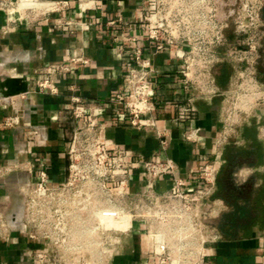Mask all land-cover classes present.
I'll return each mask as SVG.
<instances>
[{"label": "built area", "instance_id": "2783aa9c", "mask_svg": "<svg viewBox=\"0 0 264 264\" xmlns=\"http://www.w3.org/2000/svg\"><path fill=\"white\" fill-rule=\"evenodd\" d=\"M40 1L53 6L20 10V0H0V13L8 19L4 31L17 24L12 14H48L68 6L64 0ZM78 1L82 6L87 4L85 0ZM135 1L139 28L154 46L150 56L142 49L136 50L122 90L110 100V105L117 107V115L127 116L133 128H149L151 124H144V119L158 108L157 89L163 77L155 68L154 56L168 54L182 64L180 74L188 94L184 101L174 105V122L184 127L182 141L197 145L203 140V133L196 124L199 119L196 99L218 98L225 106L224 97L229 90L220 88L216 71L230 60L236 69L232 86L243 93L238 106L245 114L241 125L258 126L264 141V105H259L264 102V92L256 78L262 0ZM231 30L232 41L227 35ZM122 38L127 39L124 35ZM130 39L137 41L136 37ZM71 62L88 63L85 58H74ZM58 71L64 74L70 68L59 65ZM15 78L27 79L20 75ZM27 81L30 86L26 94L9 98L30 95L32 85L45 95L64 93L50 64L41 69L34 81ZM247 97H254L251 103L246 102ZM72 102L75 126L65 151L67 179L50 183L42 167L36 180L23 187V204L16 212L8 216L0 211V237L8 242L17 232L18 246L25 249V258L33 264H115L122 249H133L136 241L141 249H150L144 257L147 262L213 264L214 251L223 238L216 221L227 205L218 195L225 166L224 146L230 140H238L232 137L231 127L239 121V115L229 113L230 125L219 115L212 139L216 158L187 170L189 176L198 173L202 177L201 182L190 186L173 159L161 158L162 155L156 160L148 159L110 143L103 136L101 105L83 103L77 95ZM21 126V116L13 113L0 122V131ZM28 128L29 142L38 133ZM157 135L160 152L165 153L172 138L167 131H158ZM26 145L22 159L0 163V181L18 172H34L29 158L31 151ZM136 174L141 183L137 189L133 185ZM168 176L173 178V184L158 191L157 182Z\"/></svg>", "mask_w": 264, "mask_h": 264}, {"label": "crops", "instance_id": "0c3cea01", "mask_svg": "<svg viewBox=\"0 0 264 264\" xmlns=\"http://www.w3.org/2000/svg\"><path fill=\"white\" fill-rule=\"evenodd\" d=\"M64 1H68L67 7L48 14H12L11 18L17 19V24L8 32L4 31L8 19L0 13V122L13 113H18L22 119L21 127L0 131V163L22 159L28 144L34 167L32 174L18 172L0 181V211L6 214L1 206L9 200L11 191L22 196L23 187L36 180L42 167H45L50 183H62L67 179L65 151L75 126L71 114L74 95L83 103L104 108L100 121L105 125L103 136L110 143L148 159L156 160L161 155V158L169 157L180 166L182 177L190 186L201 182L200 174L189 176L187 170L216 158L212 139L221 100L196 99L199 109L196 124L202 128L203 140L197 145L184 143V127L174 122V105L188 97L186 82L180 74L182 64L168 54H158L154 56L155 68L163 76L157 89L158 108L151 117L144 119V124H151L149 128H133L127 116L117 115V107L110 105V100L122 90L136 50L142 49L146 56H150L153 50L154 45L139 28L137 2L85 0L89 6L83 8L78 0ZM123 35L127 39H123ZM132 37L137 41H132ZM74 58H85L88 63H73ZM46 64L54 67V77L64 90L62 95H45L32 85L30 95L4 97L3 83L7 79L20 75L34 81ZM59 65L68 66L70 71L60 73ZM216 72L218 76L220 69ZM217 82L224 89L218 78ZM72 87H75L73 91L70 90ZM29 126L37 131L38 136L28 142ZM158 131H167L172 138L165 153L160 152ZM158 152L160 155H156ZM224 170L225 166L222 174ZM140 184L136 174L133 185L137 189ZM172 184L173 178L168 176L158 181L156 187L162 192ZM222 189L223 184L219 182L218 195L221 198ZM258 190H263V197L259 194L257 198L256 217L245 220L250 207L249 195L245 196L238 226L234 223L238 219L233 217V204L225 200L230 209L225 211L218 225L223 238L214 251L213 264H264V183ZM22 204L23 196L22 201H16V208ZM18 240L17 232L8 242L0 237V264H33L25 258V249H20ZM149 250L141 249L136 241L133 249H122L115 264H154L144 260Z\"/></svg>", "mask_w": 264, "mask_h": 264}, {"label": "rangeland", "instance_id": "374dc122", "mask_svg": "<svg viewBox=\"0 0 264 264\" xmlns=\"http://www.w3.org/2000/svg\"><path fill=\"white\" fill-rule=\"evenodd\" d=\"M227 35H229L230 40L232 41L234 38L233 30L228 31ZM222 68H225L227 70V78L225 84L223 85V88L225 89V91H229L227 97H224L226 99V104L225 106L224 104L221 105L222 107H220L221 109L219 115L224 123L227 120V125H230L231 119L228 120L230 112L233 113V115L234 113H236V115H239V121L237 123L234 122L233 127H231L232 130H234V132H232V137H234L235 140H238H230L224 146L225 167L229 165V163H232L233 165V172L231 175L233 192L232 211L233 217L238 219L235 220L236 222H234L235 226H238L240 221V207L243 204L242 198H244V195H249L250 203V207L248 208L249 211L247 213L248 218H246L245 220H250L253 217H256L257 198H259V194H261L260 196L263 197V190L259 191L258 189L262 188L264 183V171L262 170L264 166V141L260 137L258 126L254 124L248 125L247 123L241 125L240 121L242 117L245 116V114L244 112H241L242 110H240L241 108H238V106L243 93L238 91V87L233 88L232 86L234 81L231 80L235 78L234 76L236 70L233 67V62H231L230 60L226 61L224 64H221L219 66V69ZM219 74L220 73H218V76ZM256 112L257 110L255 109L254 113L256 114ZM233 115H230V117L233 118ZM252 120H254L253 122L256 121L255 118H252ZM262 123L264 124V120ZM246 152L251 154L248 156H244L243 153ZM247 169H251L252 172H247ZM259 183H261V185H259ZM242 187L245 188L244 191H242ZM17 198L19 201H22V196L20 194H17V192L15 191H11L9 200L6 202V204H3V206H1V208H4L3 210L6 211V215L11 216L16 212V201H18L16 200ZM228 208L230 209L227 203L226 210H228ZM224 214L225 212L219 219H217V225L220 224V220L223 218Z\"/></svg>", "mask_w": 264, "mask_h": 264}, {"label": "flooded vegetation", "instance_id": "af4514ba", "mask_svg": "<svg viewBox=\"0 0 264 264\" xmlns=\"http://www.w3.org/2000/svg\"><path fill=\"white\" fill-rule=\"evenodd\" d=\"M259 32H260V44H259L260 58L256 66V75H257L256 78L261 86V90L264 92V0H262L261 27ZM259 105H264V102H260ZM243 154L244 156H248L251 153L246 152ZM232 172H233V165L232 163H229V165L225 167L223 174L221 173V177L219 179L220 180L219 182L223 184L221 195L227 202L233 201V192H232V184H231ZM244 190L245 189H243L242 191ZM245 196L246 195H244V197Z\"/></svg>", "mask_w": 264, "mask_h": 264}, {"label": "water", "instance_id": "95a60500", "mask_svg": "<svg viewBox=\"0 0 264 264\" xmlns=\"http://www.w3.org/2000/svg\"><path fill=\"white\" fill-rule=\"evenodd\" d=\"M118 1L127 2L128 0H118ZM29 86L30 84L26 78L7 79L3 83V87L5 88L3 95L5 98H9L20 94H26L28 92Z\"/></svg>", "mask_w": 264, "mask_h": 264}, {"label": "bare ground", "instance_id": "6f19581e", "mask_svg": "<svg viewBox=\"0 0 264 264\" xmlns=\"http://www.w3.org/2000/svg\"><path fill=\"white\" fill-rule=\"evenodd\" d=\"M53 4L50 3H44L40 0H20L18 4V8L20 10L26 9V8H36V9H47L49 7H52ZM88 4H83V8L88 7ZM254 97H247L246 102L251 103Z\"/></svg>", "mask_w": 264, "mask_h": 264}, {"label": "trees", "instance_id": "16d2710c", "mask_svg": "<svg viewBox=\"0 0 264 264\" xmlns=\"http://www.w3.org/2000/svg\"><path fill=\"white\" fill-rule=\"evenodd\" d=\"M221 71H220V74H219V76H218V80H219V83L221 84V85H224L225 84V82H226V78H227V70L225 69V68H222V69H220Z\"/></svg>", "mask_w": 264, "mask_h": 264}]
</instances>
